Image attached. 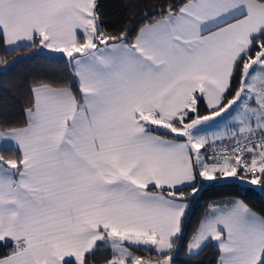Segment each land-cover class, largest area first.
<instances>
[{"label": "snow or ice", "instance_id": "1", "mask_svg": "<svg viewBox=\"0 0 264 264\" xmlns=\"http://www.w3.org/2000/svg\"><path fill=\"white\" fill-rule=\"evenodd\" d=\"M160 12L130 39L103 30L98 0H0L6 50L38 42L72 69L67 87L33 88L24 127L0 131V151L17 153L0 156V248L12 245L0 264H95L101 251L103 264H172L197 175L264 189V0ZM221 114L235 143L208 158L198 126ZM213 241L217 264H264V216L239 200L214 207L189 253Z\"/></svg>", "mask_w": 264, "mask_h": 264}, {"label": "trees", "instance_id": "2", "mask_svg": "<svg viewBox=\"0 0 264 264\" xmlns=\"http://www.w3.org/2000/svg\"><path fill=\"white\" fill-rule=\"evenodd\" d=\"M183 3V0H98V12L103 30L113 35L122 31L130 32V39H134L138 29L159 19L160 9L169 4ZM145 13L148 15L145 16ZM36 47H22L19 51L6 50L0 41V131L11 127H20L26 123L25 110L33 103L32 86L49 84L52 86H69L72 69L67 67V58L63 55H49ZM254 55V53H253ZM239 77L233 82L232 98ZM78 90V84L75 85ZM201 116L209 114L210 110L201 101L198 105ZM195 118L196 114H190ZM173 135V134H171ZM206 149L204 155L206 156ZM5 159L16 158L13 151H0ZM199 191L193 195L190 187L183 188L187 204L186 213L182 221V231L173 240L176 254L172 264H217L219 260L218 246L214 242L205 244L198 253H188V244L196 234L200 223L207 216L212 205L241 200L258 216H264V189L260 186L243 184L237 180L210 181L203 184L197 175L195 181ZM12 245L0 248V256L7 254ZM145 255L156 258L154 251L145 248L138 250ZM107 253L101 251L93 259L95 264H103Z\"/></svg>", "mask_w": 264, "mask_h": 264}, {"label": "crops", "instance_id": "3", "mask_svg": "<svg viewBox=\"0 0 264 264\" xmlns=\"http://www.w3.org/2000/svg\"><path fill=\"white\" fill-rule=\"evenodd\" d=\"M151 23V22H150ZM147 24V23H146ZM143 26V25H142ZM141 26V27H142ZM140 27V28H141ZM139 28V29H140ZM139 29H138V31H139ZM38 49L40 50V51H42V52H44V53H47V54H49V55H62V54H59V53H53V52H51L50 50H48V49H42L41 48V46L39 45V47H38ZM8 50H10V49H8ZM67 58V57H66ZM68 59V58H67ZM39 85H41V84H39ZM49 85V84H48ZM36 86H38V85H35V86H32V88H31V94H32V98H33V102H34V95H33V88L34 87H36ZM52 86V85H51ZM53 87H58V86H53ZM59 87H67V86H59ZM204 104L206 105V102H204ZM206 115H210V113L209 114H206ZM203 116H205V115H203ZM228 115H225V114H221V116L220 117H217V118H215L213 121H210V122H208V125H210V129H211V131L209 130H207V133H206V135L208 136V144H209V142L210 141H213V140H219V139H214V135H221L222 136V140H231L230 139V134H231V132H233V131H238V126L236 125V122L235 121H233V120H231L230 118H228L227 117ZM25 117H26V122H27V113H26V110H25ZM26 124V123H25ZM25 124L23 125V126H20V127H24L25 126ZM1 131H4V130H1ZM163 131V130H162ZM174 135V134H173ZM208 144L205 146V147H207L208 146ZM203 149H205V148H203ZM203 153H204V150H203ZM238 200V199H237ZM237 200H234V201H237ZM183 203H185L186 204V202H184L183 201ZM225 203H227V202H223V203H220V204H215V205H213L214 207H217V206H224L225 205ZM187 205V204H186ZM212 206V207H213ZM253 212V211H252ZM186 213V212H185ZM184 219V218H183ZM178 236H179V234H178ZM177 236V237H178ZM176 237V238H177ZM176 238H174V240L176 239ZM214 242V241H213ZM215 243V242H214ZM216 244V243H215ZM173 245H174V242H173Z\"/></svg>", "mask_w": 264, "mask_h": 264}, {"label": "rangeland", "instance_id": "4", "mask_svg": "<svg viewBox=\"0 0 264 264\" xmlns=\"http://www.w3.org/2000/svg\"><path fill=\"white\" fill-rule=\"evenodd\" d=\"M232 115L234 116V115H235V112H233ZM227 117L230 118L231 120H233L231 116H227ZM233 121H234V120H233ZM188 122H190V121H188ZM198 127H200V128L202 129L201 134H205V135H206L207 130H208V131H209V130L211 131V129H210V125H208V122H206L204 125H201V126H198ZM201 153L203 154V148L201 149ZM216 175H217V179L212 180V181L237 180V181H239V182H241V183H243V184H249V183H247L246 180H241L239 176H237V177H227V178H225V177L220 176L219 174H216ZM241 175H243V174L241 173ZM201 178H202V177H201ZM202 180H203V184L206 183V182H210V181L204 180V178H202ZM255 186H258V185H255ZM239 201H241V200H239ZM222 203H223V202H222ZM218 204H220V203H218ZM212 206H213V205H212ZM212 206H211V208H210V210H209L207 216L212 212V210H213V208H214V206H213V207H212ZM217 207H222V206L219 205V206H217ZM134 251H135V250H134ZM188 253H189V250H188ZM193 253H195V252H193ZM135 254L141 256V257H142L143 259H145V260H152V261H155V259H152L151 257L145 255V254H144L143 252H141V251H135ZM175 254H176V247L173 246L172 257H173ZM189 254H190V253H189ZM191 254H192V253H191Z\"/></svg>", "mask_w": 264, "mask_h": 264}, {"label": "built area", "instance_id": "5", "mask_svg": "<svg viewBox=\"0 0 264 264\" xmlns=\"http://www.w3.org/2000/svg\"><path fill=\"white\" fill-rule=\"evenodd\" d=\"M234 143L235 142L232 140H222V139L210 141L208 146H207V149H206V157L211 158L213 156L214 150L222 149L225 146L230 147ZM249 159H250V157H249Z\"/></svg>", "mask_w": 264, "mask_h": 264}]
</instances>
